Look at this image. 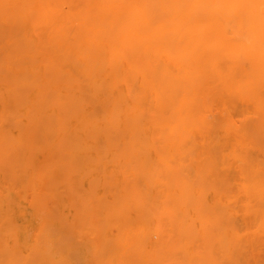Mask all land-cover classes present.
Returning a JSON list of instances; mask_svg holds the SVG:
<instances>
[{"label":"bare ground","instance_id":"6f19581e","mask_svg":"<svg viewBox=\"0 0 264 264\" xmlns=\"http://www.w3.org/2000/svg\"><path fill=\"white\" fill-rule=\"evenodd\" d=\"M75 236L85 264H253L264 0H0V264H79Z\"/></svg>","mask_w":264,"mask_h":264},{"label":"rangeland","instance_id":"374dc122","mask_svg":"<svg viewBox=\"0 0 264 264\" xmlns=\"http://www.w3.org/2000/svg\"><path fill=\"white\" fill-rule=\"evenodd\" d=\"M77 234L87 235V228L85 226H80V228L76 229ZM87 237H74L73 238V250L68 253V256H73L74 262L79 264H85V257L87 251ZM249 262L253 264H264V240L255 246L253 249L249 251L248 254Z\"/></svg>","mask_w":264,"mask_h":264}]
</instances>
